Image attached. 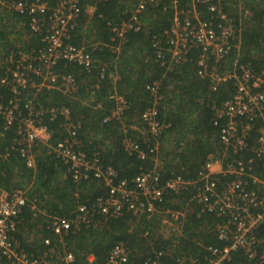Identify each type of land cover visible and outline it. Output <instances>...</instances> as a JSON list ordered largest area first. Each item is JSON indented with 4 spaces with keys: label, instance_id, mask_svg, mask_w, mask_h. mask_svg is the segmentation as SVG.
I'll return each instance as SVG.
<instances>
[{
    "label": "trees",
    "instance_id": "16d2710c",
    "mask_svg": "<svg viewBox=\"0 0 264 264\" xmlns=\"http://www.w3.org/2000/svg\"><path fill=\"white\" fill-rule=\"evenodd\" d=\"M157 1L159 5H147L141 15L142 28L127 32L120 53H116L110 46L117 42L112 41L109 23L129 17L136 0H80L81 12L71 31L70 43L85 46L101 63L88 71L77 63L62 60L57 67L58 74H72L78 80L79 91L72 97L60 90L44 89L37 99L45 106H64L70 110L80 141L77 148L86 152L89 159L97 158L104 171L108 167L116 171L112 185H118L119 180L131 181L143 170L155 167V154L145 142L148 126L142 117L153 104V95L147 87L154 81L161 83L158 118L165 126L158 159L161 184L178 176L185 180L196 178L210 156L224 151L219 128L214 125L215 106L234 96L236 81L229 79L212 88L210 81L198 73L199 48H193L180 63L172 61L165 31L173 24L174 9L168 0ZM58 2L49 0L50 8L45 14L48 22ZM190 3L191 0H183L180 9H188ZM223 5L241 29L224 67L239 72L241 65H251L263 78L258 90L264 93V0H223ZM198 9L203 18L210 17L206 4H199ZM44 33L45 30L34 33L30 29L27 14L6 8L0 11V78L8 71V66H12L11 55L18 57L20 51L30 53L33 48L43 47ZM95 43L103 49L92 51ZM102 63H106L103 78ZM115 94L125 97L128 109L120 119L105 120L115 107ZM29 96V92L23 93L21 107ZM13 98L0 83V101L6 103ZM47 123L51 139L49 145L36 144L34 168L25 165L16 151L9 150V159L3 158L15 133L0 129V186L27 189L29 197L48 214L72 218L80 204L96 208L97 200L105 198L112 185L94 177L76 182L69 165L51 150L52 145L69 137L63 125L64 117L47 119ZM253 124L249 149L257 145L264 134V114ZM128 137L140 145L144 158L139 151L129 152L125 148L124 140ZM236 157L246 161L252 158L255 172L264 178V166L251 150ZM232 158L231 155L228 159ZM169 209L186 210L179 234L166 232L160 211L148 218L147 214L135 215L126 209L122 216L104 220L95 209L92 223L60 238L49 228L50 218L34 216L30 205L24 207L23 219L14 234L32 255H41L49 247L65 243L75 254L77 264H89V254L95 255L94 264H105L111 249L120 242L130 250L127 264H145L148 257L158 251L165 253L164 264H171L179 256L202 258L209 252V246L223 248L228 244L219 238L216 228L222 218L213 213H199L200 207L192 200L189 190L171 192L158 204V210ZM260 235L264 237V222ZM47 239L51 244H47ZM232 254L224 264H264L248 258L243 250Z\"/></svg>",
    "mask_w": 264,
    "mask_h": 264
},
{
    "label": "built area",
    "instance_id": "2783aa9c",
    "mask_svg": "<svg viewBox=\"0 0 264 264\" xmlns=\"http://www.w3.org/2000/svg\"><path fill=\"white\" fill-rule=\"evenodd\" d=\"M168 1L174 9L173 24L165 31L166 42L172 50V61L180 63L186 60L193 48H199L198 73L210 81L212 88L229 79L236 81L234 96L215 106L214 125L219 128L224 151L210 156L196 178L185 180L178 176L162 185L156 170L165 126L158 118L161 83L154 81L147 87L153 95V104L143 112L142 117L148 126L145 142L150 152L155 154V167L140 172L131 181L119 180L118 185H112L116 171L112 167L104 171L97 158L89 159L86 152L77 148L80 141L70 110L64 106H45L37 102L44 89L60 90L72 97L79 91L78 80L72 74H58L57 67L62 60L77 63L88 71L101 63L85 46L70 43L71 31L81 12L80 0H59L50 22L45 15L50 8L49 0H0V11L6 8L27 14L29 27L34 33L46 31L41 38L43 47L33 48L30 53L20 51L18 57L11 55L9 62L12 66L9 65L8 71L0 78L1 86L14 96L6 103L0 101V129L15 133L3 158L9 159V150L16 151L25 165L34 168L36 144L49 145L51 139L47 119L53 121L62 115L69 137L52 145V152L69 165L76 182L94 177L112 185L109 194L97 200L96 208L80 204L72 218L48 214L29 197L27 189L0 186V264H77L75 254L65 243L62 246L53 245L41 255H32L23 247L14 233L27 205H30L34 216L49 217V228L60 238L92 223L95 209L104 220L120 217L126 209L132 210L135 215L147 214L148 218L160 211L166 232L179 234L184 226L186 210H158V204L171 192L182 190H189L192 200L200 207L199 213H213L222 218L216 228L219 238L228 244L223 248L209 246V252L202 258L179 256L171 264H224L237 250H243L250 259L264 262V237L260 235L264 222V178L255 172L252 158L246 161L236 157L243 151L251 150L264 166V134L250 149L248 142L253 121L264 114V93L258 90L263 78L249 64L241 65L239 72L236 69L231 72L224 67L241 29L225 11L223 0H191L188 9H180L183 0ZM149 4L159 5L157 0H136L129 17L109 23L113 32L112 41L117 42L110 45L112 51L120 53L126 33L142 28L141 15ZM199 4H206L209 18L202 17ZM96 49L102 50L103 46L95 43L92 51ZM234 64L236 67L237 60ZM100 66L103 78L106 63ZM25 92H29L30 96L21 107ZM113 99L115 107L105 120L120 119L128 109L124 96L115 94ZM124 145L129 152L140 150V145L129 137L124 140ZM139 153L142 158L145 157V153ZM231 155L233 158L228 159ZM46 242L51 244L49 239ZM164 255L163 251H158L149 256L145 264H164ZM87 260L89 264H94L95 255L89 254ZM129 260V247L120 242L111 249L105 264H127Z\"/></svg>",
    "mask_w": 264,
    "mask_h": 264
},
{
    "label": "clouds",
    "instance_id": "9594fccd",
    "mask_svg": "<svg viewBox=\"0 0 264 264\" xmlns=\"http://www.w3.org/2000/svg\"><path fill=\"white\" fill-rule=\"evenodd\" d=\"M132 8H133V6H132ZM132 8H131V9H132ZM131 9H130V11H131ZM159 165H160V164H159ZM158 167H159V166H158ZM158 167H157V170H156V171H157V173H158V175H159V177H160V174H159V171H158ZM150 170H153V169H150ZM143 171H144V170H143ZM160 179H161V177H160ZM165 199H166V197H165ZM164 228H165V227H164Z\"/></svg>",
    "mask_w": 264,
    "mask_h": 264
}]
</instances>
